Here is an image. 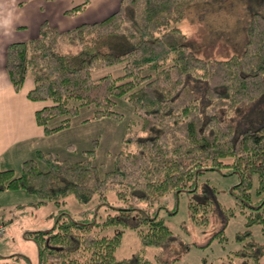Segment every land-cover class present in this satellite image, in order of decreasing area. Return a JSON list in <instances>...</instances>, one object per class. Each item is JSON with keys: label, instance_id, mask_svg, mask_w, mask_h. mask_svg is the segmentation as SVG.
<instances>
[{"label": "trees", "instance_id": "1", "mask_svg": "<svg viewBox=\"0 0 264 264\" xmlns=\"http://www.w3.org/2000/svg\"><path fill=\"white\" fill-rule=\"evenodd\" d=\"M197 1L201 0H120L100 19L66 29L44 20L35 37L10 42L5 63L9 79L19 90L32 77L27 97L47 102L35 111L46 134L69 124L67 118L60 126L48 127L49 119L67 112L74 115L81 106H93L94 118L121 120L122 112L114 108L118 97L128 102L135 117L126 123L113 167L103 173L93 162L97 139L79 161L60 160L36 149L21 161L18 172L0 162V191L23 189L36 196V204H61L69 194L88 202L96 194L105 197L108 190L148 202L171 188H192L195 175L223 167L238 174L234 186L244 200L254 174L258 191L263 188L264 122L237 132L229 114L237 104L264 95V14L248 15L239 53L204 58L188 46L181 28L170 26ZM87 2L65 12L75 14ZM66 45L75 49H65ZM118 63L123 64V73L92 76L95 68ZM198 77L203 82L199 85ZM103 203L118 209L102 224L121 227L99 234L92 221L60 215L48 230L29 231L37 244V264L171 263L174 238L162 217L134 205L114 207L106 199L99 202ZM261 204H248L257 209L248 212L246 227L236 232L242 244L234 251L238 261L232 264H261L264 242L256 241L249 228L264 224ZM124 227L135 228L142 245L160 247L154 259L141 251L116 257Z\"/></svg>", "mask_w": 264, "mask_h": 264}, {"label": "rangeland", "instance_id": "2", "mask_svg": "<svg viewBox=\"0 0 264 264\" xmlns=\"http://www.w3.org/2000/svg\"><path fill=\"white\" fill-rule=\"evenodd\" d=\"M252 11L264 14V0H201L191 4L182 19L171 22L170 26L181 28L187 35L188 46L198 56L226 58L241 51L246 39V19ZM68 48L75 49L73 45ZM121 73L123 64L118 63L95 68L92 76L97 78ZM201 83V79L197 81L198 85ZM204 97L202 100L206 102ZM114 108L122 112L121 120L107 116L94 118L93 106H81L74 115L67 112L52 117L57 122L54 126L47 122L48 127L60 126L67 118L69 124L54 131L58 133L53 136L50 146L42 151L60 160L79 161L86 158L84 151L92 147V140L97 139L93 162L101 173L112 168L114 156L122 148L121 139L126 123L135 117L132 107L122 97L116 99ZM229 115L237 132L263 123L264 95L249 104H237L236 110ZM130 146L133 147V144ZM15 171L18 172L19 168ZM238 181V174L229 171L228 167L207 169L195 175L192 188L181 191L171 188L148 202L122 198L115 190H108L105 197L96 194L88 202H80L69 194L61 204H36V196L23 189L2 190L0 220L4 223L5 231L0 236V264H37V244L28 235L29 231L49 229L60 215L79 221H92L93 231L112 234L121 226L102 222L118 208H112L108 203L99 204L104 199L114 207L134 205L151 215L155 212L162 217L174 238L171 243L174 259L170 264H232L238 261L233 253L242 244L236 239V232L246 227L248 212L257 209L248 204L256 205L260 201L259 209L264 211V186L258 191L256 174L251 178L246 200L238 195L240 192L234 186ZM222 226L223 230L218 232ZM249 228L256 241L264 242V224L253 223ZM123 229L115 250L118 259L136 251L143 252L149 259L155 258L159 246H144L135 228ZM259 261L264 264V254Z\"/></svg>", "mask_w": 264, "mask_h": 264}, {"label": "crops", "instance_id": "3", "mask_svg": "<svg viewBox=\"0 0 264 264\" xmlns=\"http://www.w3.org/2000/svg\"><path fill=\"white\" fill-rule=\"evenodd\" d=\"M84 0H0V162L4 167L19 168L36 149L45 150L58 133H45L36 122L35 111L46 101L31 100L28 90L33 79L28 76L15 90L6 70V47L12 41L29 40L38 34L46 20L59 29L70 28L85 21L100 19L112 12L119 0H88L75 14L66 9ZM57 122L52 118L51 126ZM0 222H3L0 220ZM1 236V235H0Z\"/></svg>", "mask_w": 264, "mask_h": 264}, {"label": "built area", "instance_id": "4", "mask_svg": "<svg viewBox=\"0 0 264 264\" xmlns=\"http://www.w3.org/2000/svg\"><path fill=\"white\" fill-rule=\"evenodd\" d=\"M4 224L0 222V235L4 233Z\"/></svg>", "mask_w": 264, "mask_h": 264}, {"label": "water", "instance_id": "5", "mask_svg": "<svg viewBox=\"0 0 264 264\" xmlns=\"http://www.w3.org/2000/svg\"><path fill=\"white\" fill-rule=\"evenodd\" d=\"M46 230H48V229H46Z\"/></svg>", "mask_w": 264, "mask_h": 264}]
</instances>
